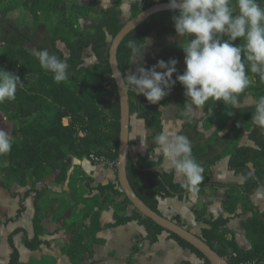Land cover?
Instances as JSON below:
<instances>
[{"label":"trees","instance_id":"obj_1","mask_svg":"<svg viewBox=\"0 0 264 264\" xmlns=\"http://www.w3.org/2000/svg\"><path fill=\"white\" fill-rule=\"evenodd\" d=\"M129 2L133 19L145 9L169 0ZM258 2L264 4V0ZM120 7L118 3L98 12L95 2L87 4L79 0H0V12L5 19H17L19 25H25L23 27H29L32 31L45 27L48 34L46 40L57 57L66 60L69 65V79L57 83L52 73L41 68L31 50L4 46L0 39V68L18 75L23 82V86H18L14 100L0 103V117L12 125L10 136L13 145L10 152L0 154V187L7 191H11L14 185L26 189L25 194L20 196L16 218L7 220L5 225L22 217L26 211L25 201L29 197L33 196L35 200L33 235L30 237L24 229H17L9 236L8 243L12 250L9 264H22L15 244V238L19 235L30 252L50 246L47 241L42 240L45 230L41 202L45 199L46 191L40 190L38 185L54 175L56 183L68 182L73 197L81 195L77 189L79 184L90 190L87 192L88 198H84L85 194L80 196L86 204L83 220L74 226L70 241L62 247V252L70 258L72 264H82L84 256H93L91 243L98 242L96 235L105 229L101 218L109 204L115 206L116 212L115 223L107 226L108 228L138 222L146 229L145 239L151 243L158 242L161 234L168 233L137 210L129 215L128 208L132 204L122 191L118 179L116 183L89 189L90 180L83 177L80 171L69 172L68 160L71 156L89 158L91 155L104 158L117 170L120 104L109 64V39L115 38L126 23ZM93 15L95 18H92ZM175 15L178 12L154 15L125 38L118 51V62L124 78L132 68L131 52L126 47L128 40L135 39L138 43H143L153 33H157L159 37L178 36L172 19ZM89 18L94 19L96 24L83 29L81 20ZM223 38L227 39V36L224 35ZM188 39L191 37H186L183 43L163 46L161 53L165 56V61L176 59V68L185 65L182 47ZM234 43L242 44L243 41L237 39ZM60 45L65 47L68 55L60 49ZM88 49L97 60L91 66H87L84 59ZM36 50L44 49L37 47ZM156 62V58L152 57L142 64L148 68ZM183 71L174 73L173 80ZM248 75L255 78L256 84L250 83L239 94L236 105L215 100H209L205 105L213 113L212 120L217 126L216 136L228 127L230 141L223 154L204 162L200 161V157L205 154V147L199 145L192 149L193 157L204 168V179L195 190L175 183L174 172L167 174L156 170L161 163V159L157 162L152 159L156 144H151L145 155H132L128 161V179L133 190L148 207L159 214L160 199L179 197L187 201L189 194L198 193L204 197L208 189L226 190L225 210L230 215L235 214L239 205L252 213L245 226L251 247L242 250L235 240V234L228 228L231 217L220 215L217 219L208 218L203 201L193 208L197 221L208 226L202 231V239L222 258L227 259L229 264H264V212L260 213L251 202V196L259 189V181L264 180V129L255 126L251 119L256 103L240 106L249 96H263L264 89L261 90L262 82L258 75L250 71ZM128 89L131 117L145 120L146 128L152 132L151 138L154 141L155 136L163 131L161 108L169 107L173 101L182 113L187 99L185 89L178 81L169 94L155 105L147 102L143 95H137L131 88ZM256 89L259 90L258 93ZM230 112L233 115H229ZM66 118L70 119L68 126L63 125ZM181 119L185 128L196 131V127L190 123L192 115L190 118L181 116ZM246 135L255 143L256 148L239 146ZM227 155H230V169L244 179L242 186L215 184L210 179L212 168ZM94 191L98 194L91 196ZM74 200L79 203L78 198L75 197ZM174 222L183 226L179 218ZM2 225L0 221V226ZM170 236L183 248L195 253L203 261L202 264H211L190 244L174 234ZM135 252L136 249L133 254ZM45 264L57 262L49 259Z\"/></svg>","mask_w":264,"mask_h":264},{"label":"crops","instance_id":"obj_2","mask_svg":"<svg viewBox=\"0 0 264 264\" xmlns=\"http://www.w3.org/2000/svg\"><path fill=\"white\" fill-rule=\"evenodd\" d=\"M79 1L87 4L95 2V9L98 12L113 7V5L108 2L109 0ZM92 18H95V16L93 15ZM92 18L81 20L80 23L83 29H88L96 24ZM27 28L29 29V27ZM30 31L35 33L37 30ZM49 46L52 51L48 49V47L41 48L47 49L50 54L54 53L56 55L50 43ZM22 47L34 53L37 51V47L40 46H35V50H32L28 46ZM59 47L68 55L63 45ZM86 55H88L93 62L87 66L96 63V57L90 49L85 51L84 59ZM132 68L129 73L133 70ZM250 80L252 84H256L255 78H250ZM261 88V90L264 89V82L261 83ZM256 92L258 93L259 90L256 89ZM258 99L259 97L254 98L253 96H249L240 106L253 105ZM161 111L163 131L167 129L170 132H177L187 136L191 142L192 149L199 145L205 147L206 152L200 157L201 162L210 160L225 152L226 146L230 141L229 128L227 127L219 136H216L215 131L217 126L212 120L213 113L206 106L203 109H196L192 114L190 123L192 126L196 127L195 132L185 128L184 121L181 119L182 113L173 101L169 107H162ZM1 120L0 118V123ZM2 121L6 122L4 119ZM69 123V118L64 119V126H68ZM10 132L11 128L9 129V134ZM81 136H83V133ZM262 136L264 137V131L262 132ZM151 137L152 132L146 128L145 120L132 117L130 145L134 157L145 155L149 146L151 144H156ZM239 146L256 148L255 143L251 141L247 135L240 141ZM152 159L155 162L161 159V163L156 168L158 172L167 174L174 172L175 183H185L183 176L177 175L174 169L167 167L168 162L162 153H154ZM229 161L230 155H227L218 161L212 168L210 176L212 183L227 186H242L244 183L243 177L230 169ZM68 163L70 174L80 171L83 177L90 180L89 189L116 183L118 179L117 170L114 165L108 162L95 163L89 158L71 156ZM38 188L46 191L45 199L41 202L43 226L45 230L42 240L47 241L50 246L42 247L37 252H30L26 249L22 236H17L15 238V244L20 253V262L22 264H45L51 259L56 261L57 264H72L70 258L62 252V247L66 242L70 241L74 226L80 224L83 220L86 204L82 201V197L80 196L85 194L84 198H88L89 194L87 192L90 190H88V187L84 189L79 184L77 189L81 195L75 196L79 200V203H77V201L74 200L75 197L72 196L68 182L62 184L56 183V175L40 183ZM19 189H22V191ZM15 190H19V192H14ZM25 192L26 189L18 188V185H14L11 191L4 190L0 187V221L3 224L0 226V264L10 263L12 250L9 246L8 238L15 230L24 229L30 237L33 235V219L35 215V200L33 196L25 201L26 211L22 217L17 221L5 225L7 220L16 218L20 207V196H23ZM97 194V191H94L91 196H96ZM226 200L225 189H208L204 197H201L198 193L189 194L187 201L181 200L179 197H164L159 200V211L165 218L172 221L179 218L184 228L202 238V231L207 229L208 226L197 221L193 213V208L203 201L206 204L208 218L217 219L220 215L231 217L228 228L235 234V240L239 247L242 250H247L251 247V243L247 238L245 226L247 221L252 217V213L245 211L243 206L239 205L235 214L230 215L225 210ZM251 202L260 213L264 212V180L259 181V189L251 196ZM134 210L135 209L130 206L128 208L129 215H131ZM115 212L116 208L113 204H109L105 208L101 218V223L105 229L96 235L98 242L91 243L93 256H84L82 264L203 263L195 253L183 248L177 241L172 239L169 233L161 234L158 242L151 243L145 239L147 237L146 229L138 222L134 221L125 226L108 228L107 226L115 223ZM135 249L136 252L133 254Z\"/></svg>","mask_w":264,"mask_h":264},{"label":"clouds","instance_id":"obj_3","mask_svg":"<svg viewBox=\"0 0 264 264\" xmlns=\"http://www.w3.org/2000/svg\"><path fill=\"white\" fill-rule=\"evenodd\" d=\"M122 7L129 5L125 3ZM168 7L178 10V15L172 17L176 33L191 37L182 47L185 53L183 73L173 80L177 72L176 59H160L148 68L140 63L135 72L126 76L124 87L155 105L178 81L187 98L182 116L190 118L209 100L236 105L239 94L251 83L248 71L264 82V4L258 0H169ZM237 39H242L243 43H234ZM151 44L149 38L143 43L128 40L126 47L131 52V63L138 62L137 57L143 61L144 52ZM33 54L41 68L53 74L55 82L69 79L66 60L50 54L47 49ZM18 86H23L20 77L0 68V103L14 100ZM251 119L255 126L264 129V96L257 100ZM154 139L157 145L154 152L162 153L167 167L184 177L183 187L195 190L204 179V168L193 157L188 137L165 129ZM12 146L9 132L0 129V154L10 152Z\"/></svg>","mask_w":264,"mask_h":264},{"label":"water","instance_id":"obj_4","mask_svg":"<svg viewBox=\"0 0 264 264\" xmlns=\"http://www.w3.org/2000/svg\"><path fill=\"white\" fill-rule=\"evenodd\" d=\"M168 4L169 2L156 4L145 9L135 18L127 21L122 30L115 38L111 40L110 43L109 64L112 72V78L117 88V96L120 104V140L117 161L118 181L125 196L132 204V207L142 216L149 218L168 233L174 234L190 244L192 247L202 253L211 264H229L227 259L222 258L201 237L194 235L183 226H180L176 222L165 218L162 214H159L148 207L135 193L128 179V161L129 157L132 156V148L130 145L132 117L129 89L123 86L125 78L119 66L118 51L125 38L152 16L163 12H178V10H171L168 7Z\"/></svg>","mask_w":264,"mask_h":264},{"label":"rangeland","instance_id":"obj_5","mask_svg":"<svg viewBox=\"0 0 264 264\" xmlns=\"http://www.w3.org/2000/svg\"><path fill=\"white\" fill-rule=\"evenodd\" d=\"M108 2L113 6L118 3L121 5L120 8L123 11L122 17L124 22H127L131 19L133 12L129 0H109ZM69 3L70 1H68L67 4ZM125 3H127L129 7L127 8L122 7V5ZM23 26L25 25H19L17 19H13V18L5 19L0 12V39L2 44L4 46L11 45L16 47L28 46L32 50H35V46H40V47H48V49L51 50L49 43L46 41L47 30L45 27H41L35 33H32L27 27H23ZM149 39L152 40V44L149 47H147V49L145 50L143 61H139V57H137L138 62L133 63V68H132L133 70L131 72H135L136 67H138L140 63L146 62L152 57L156 58L157 61L160 59L165 60V56L161 53L162 47L165 45H172L174 43H183L186 39V36L182 37L178 35L174 37L172 36L159 37L157 33H153L152 35L149 36ZM111 40L112 39L110 38L109 43H111ZM85 62L86 65H90L91 63H93L88 55L85 56ZM184 68L185 65H180L177 67V71L180 72L184 70ZM1 119L3 120L4 118ZM2 120L0 123V129H4L5 131L9 132V129L12 127V125L11 124L9 125V123L3 122ZM19 190L22 191V189ZM19 190H15L14 192H19Z\"/></svg>","mask_w":264,"mask_h":264},{"label":"built area","instance_id":"obj_6","mask_svg":"<svg viewBox=\"0 0 264 264\" xmlns=\"http://www.w3.org/2000/svg\"><path fill=\"white\" fill-rule=\"evenodd\" d=\"M89 159L92 161V162H95V163H107V161L104 159V158H99L95 155H91L89 157ZM109 163V162H108ZM111 165H113L112 163H110Z\"/></svg>","mask_w":264,"mask_h":264}]
</instances>
